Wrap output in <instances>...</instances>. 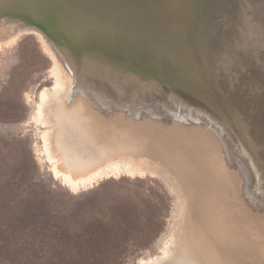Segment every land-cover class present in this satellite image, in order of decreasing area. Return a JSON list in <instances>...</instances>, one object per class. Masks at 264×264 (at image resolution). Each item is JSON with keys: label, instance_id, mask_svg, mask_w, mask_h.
<instances>
[{"label": "rangeland", "instance_id": "rangeland-1", "mask_svg": "<svg viewBox=\"0 0 264 264\" xmlns=\"http://www.w3.org/2000/svg\"><path fill=\"white\" fill-rule=\"evenodd\" d=\"M55 1L71 9L0 0V264H264V0ZM49 38L69 46L63 66ZM190 119L242 167L243 188L232 165L221 196L238 223L215 222L224 252L201 226L209 213L194 218L193 197L211 196L190 184L200 149L177 142L194 138ZM155 127L168 130L158 150Z\"/></svg>", "mask_w": 264, "mask_h": 264}, {"label": "bare ground", "instance_id": "bare-ground-1", "mask_svg": "<svg viewBox=\"0 0 264 264\" xmlns=\"http://www.w3.org/2000/svg\"><path fill=\"white\" fill-rule=\"evenodd\" d=\"M176 2V1H175ZM79 3V2H78ZM158 3V2H157ZM160 3V2H159ZM5 4V3H4ZM121 4V3H120ZM132 4V3H131ZM163 4V3H162ZM81 5H83V4H81ZM124 5V4H123ZM129 5V4H128ZM7 6V5H6ZM117 6V5H116ZM126 6V5H125ZM132 6V5H131ZM160 6H162V5H160ZM9 7V6H8ZM120 6H118V8H119ZM128 6H126L125 8H127ZM122 8V7H121ZM124 8V9H125ZM163 8V7H162ZM177 8H179V7H177ZM123 9V8H122ZM161 9V8H160ZM162 10V9H161ZM183 10V9H182ZM165 11H166V9H165ZM6 12V11H5ZM7 13V12H6ZM9 13V12H8ZM178 13H179V11H178ZM177 13V14H178ZM2 14V13H1ZM3 14H4V12H3ZM108 14V13H107ZM165 14V13H164ZM166 15V14H165ZM165 15H163V16H165ZM180 16V15H179ZM162 18V17H161ZM166 18H167V16H166ZM169 19V18H168ZM171 19V18H170ZM173 19V18H172ZM174 19H176V17L174 18ZM184 19V18H183ZM182 19V20H183ZM173 21V20H172ZM171 21V22H172ZM181 21V20H180ZM167 22V21H166ZM182 23V22H181ZM180 23V24H181ZM6 26V25H5ZM5 26H4V30H8V29H5ZM12 27V26H11ZM170 27V26H169ZM7 28H9V26L7 27ZM13 28H15L14 26H13ZM11 29V28H10ZM163 29V28H162ZM164 30H166V29H164ZM3 32V31H2ZM2 32H0V34L2 33ZM24 32H26V31H24ZM164 31L162 30V33H163ZM168 32V31H167ZM166 32V33H167ZM172 32V31H171ZM170 32V33H171ZM3 33H5V32H3ZM10 33H12V32H10ZM164 35H165V33H163ZM2 36H3V34H1ZM0 35V36H1ZM167 35H169V34H167ZM47 43V42H46ZM50 46V45H49ZM50 48V47H49ZM52 50V49H51ZM51 53H52V55H53V57L56 59V61L60 64V66H63L61 63H63L62 62V58H61V56H60V54H59V52L55 49V50H52V51H50ZM191 65H193V64H191ZM70 66V65H69ZM60 70V69H59ZM192 70V69H191ZM200 75V74H199ZM192 76V75H191ZM190 77V76H189ZM202 78V77H201ZM193 79V78H192ZM203 79V78H202ZM58 81H60V83H62V84H65L66 83V79H65V76H63L62 75V77L61 78H59L56 82H58ZM197 81V80H196ZM204 81V80H203ZM197 83H198V81H197ZM204 85V84H203ZM202 85V86H203ZM203 88V87H202ZM83 90H84V88H83ZM203 90H204V93H206V95L214 102V104H216L217 105V107H220L221 108V106H220V104H219V102H218V100L213 96V94L206 88V89H204L203 88ZM44 96V95H43ZM43 100H44V98H43ZM45 101V100H44ZM52 106V105H51ZM51 108V107H50ZM153 122H154V120H153ZM190 122H192L191 123V127H189L186 131H188V133L187 134H189V135H191V136H193L194 138L192 139L191 137H190V139L189 138H187V141L185 140V138L184 139H182V141H180L181 140V137H178V139H177V142H186V143H188V142H190L191 144H193V147H196V149L198 150V149H200V150H198V153L194 156V158L196 159V161H197V163L196 162H194L193 161V163L196 165V171H195V176L193 175V182H190V184H191V186H193V192H198V193H203V195L204 196H207V195H209V196H211V198L209 199V200H207L205 203H202V205H198V204H196L195 202H197L196 201V197H193V200H195L194 201V210H195V212H194V218L196 219V220H198L197 219V215H198V213L200 212V211H204V212H207V213H209V215H204L205 216V221H204V224H202L201 226H203V227H205L207 230H208V232L209 233H211V232H213V231H217L216 233L217 234H215L214 236H215V238H216V240H217V242H218V244H219V246H220V248H221V251H222V248L224 247V245L225 244H227V245H225L226 246V248H227V246H228V242L227 241H224L225 239H224V237H225V235H223V234H227L226 232L225 233H222L221 231H218L217 230V227L219 226H217L216 227V221L218 222V223H226V222H231V221H233L234 223H238V218L236 219V218H233L232 220H229V214H230V210H227L225 213L223 212V202H225V199L224 198H222L221 196H222V189H223V186H224V181L225 182H227V176H230V173H232V177H234V176H237V175H234V172H236V170L234 171V169H233V167H232V165L234 166V167H236L235 169H239L240 170V174H242V180L240 179V182L242 183V188H243V185H244V175H243V173H241L242 172V167L239 165V161L237 160V156L234 154V152H228L227 151V145L229 144H225L226 143V141H223V142H225L224 143V145L226 146V148L224 147V145H222L221 143H217L216 141H214L213 139H215V138H217L218 136H220L219 134H218V132L217 131H215L214 129H212V128H210V127H208L207 125H205V123L203 124V123H198L197 122V120H193V121H191V119H190ZM156 123V122H155ZM199 126V125H202V126H205L204 128H200V130H195V128L194 127H196V126ZM168 127H169V125H167ZM81 130L82 131H85L86 132V128L85 127H81ZM195 130V131H194ZM168 131V130H167ZM166 131V132H167ZM166 132H164V131H161V130H159V128L158 127H155V129H154V133L152 134V139H151V143H152V146L154 147V148H156L157 150H158V148H160V145L162 144V140H163V135H164V133H166ZM194 132V133H193ZM194 134V135H193ZM215 137V138H214ZM227 137H228V140L231 142V137L230 136H228L227 135ZM213 138V139H212ZM219 138V137H218ZM86 140H87V138H86ZM85 140V141H86ZM84 141V142H85ZM195 141V142H194ZM87 142V141H86ZM173 142H175L174 140L173 141H170V146H168V148H167V151L169 152V153H171V151H170V148L172 147V148H175V146H176V144L177 143H173ZM221 142H222V140H221ZM173 143V144H172ZM195 143V144H194ZM45 145V144H44ZM55 145V144H54ZM205 145L207 146V145H210L211 147H212V149H210V150H212L211 152H206V151H209V148H206L205 147ZM57 146V145H56ZM82 146V145H81ZM159 146V147H158ZM61 147V146H60ZM158 147V148H157ZM206 148L205 150L204 149H202V148ZM48 152H50L48 149H46ZM201 150H203V151H201ZM203 152H205L207 155H205ZM56 153V152H55ZM50 155V160H53V157L51 156V154H49ZM53 156H54V158H55V156L56 155H54L53 154ZM58 157V156H57ZM232 158L233 159V164L231 163L230 164V160H229V158ZM258 158V157H257ZM57 161H58V159L57 158H55ZM231 159V160H232ZM122 162V161H121ZM57 165V164H56ZM114 165V164H113ZM121 165H122V168H128V167H131V168H140L138 165H136V164H128L126 161L125 162H123V163H121ZM59 166V165H58ZM103 166V165H102ZM115 166H117V164L116 165H114V168H117V167H115ZM57 167V166H56ZM60 167H61V165H60ZM99 167H101V166H99ZM102 168V167H101ZM111 168H113V167H111ZM111 168H106V169H101L100 171H98L97 173H95V174H93V175H91V176H89L88 178H86V179H84V180H81V181H79L80 183H82V184H84L85 182L86 183H88V182H90V181H92V180H96L98 177H99V175L100 174H102V173H105L106 172V170L108 169V171L110 170L111 171ZM119 168V167H118ZM95 169V168H94ZM93 169V170H94ZM97 169V168H96ZM96 169H95V171H96ZM100 169V168H99ZM58 170V169H57ZM92 170V171H93ZM59 171V170H58ZM119 171V170H118ZM90 172H91V170H90ZM245 172V171H244ZM68 173V172H67ZM82 173H84V172H82ZM82 173H80L81 175L79 176V177H82ZM86 173V172H85ZM87 173H89V171H87ZM92 173V172H91ZM64 174H65V172H64ZM90 174V173H89ZM189 174V173H188ZM71 175V174H70ZM88 175V174H87ZM75 176H78V175H74L73 176V174H72V178L74 179V177ZM187 176H189V175H187ZM63 177L64 178H66V179H68L69 181H70V183H72V184H74V185H77L78 183L76 182V181H72L71 179H70V177L69 176H67V175H63ZM83 177H85V175L83 176ZM190 177H191V175H190ZM216 177V178H215ZM231 177V178H232ZM165 178V177H164ZM213 178L214 179H216V181H217V183L215 184L214 183V181H213ZM240 178V177H239ZM77 179V178H76ZM235 179V178H234ZM75 180V179H74ZM235 181H236V179H235ZM239 181V180H238ZM200 183V182H202V184L203 183H205V184H208V187H210V189L211 190H209L208 191V189H206V188H197V186H196V183ZM239 182V183H240ZM231 183H232V181H231ZM240 183V184H241ZM235 184V183H234ZM237 185H238V183H237ZM228 186V185H227ZM235 186L236 185H234V189H235ZM241 186V185H240ZM239 185L236 187V188H239L240 187ZM226 188H228V187H226ZM218 190V191H217ZM227 190H229V189H227ZM179 191H181V190H179ZM225 191V190H224ZM214 193V196H213V194L212 195H210L211 193ZM217 192V193H216ZM209 193V194H208ZM215 193H216V195H215ZM225 195H227V194H225ZM224 195V196H225ZM236 198V201H237V196L235 197ZM248 198V197H247ZM253 198V197H252ZM238 199H240L239 198V196H238ZM186 200V199H185ZM217 201H218V203H217ZM223 201V202H222ZM208 204H211L210 206H208ZM239 203H235V204H233L232 205V209H231V211L233 212V217H236V214L237 213H239V209H238V207H239V205H238ZM248 205V204H247ZM237 209H236V208ZM210 211V212H209ZM243 211V210H242ZM247 211H249V210H247ZM242 214V213H241ZM240 214V215H241ZM243 214H244V211H243ZM246 214V213H245ZM248 214H249V212H248ZM250 214H251V212H250ZM213 216V217H211V216ZM216 216V217H215ZM242 216V215H241ZM215 217V218H214ZM242 217H244L245 218V216L243 215ZM255 217V216H254ZM240 218V217H239ZM231 219V218H230ZM241 219V218H240ZM257 219V218H256ZM221 228V227H220ZM219 228V229H220ZM222 230V229H221ZM223 231V230H222ZM229 235V234H228ZM227 235V236H228ZM213 236V237H214ZM226 238V237H225ZM246 238V237H245ZM227 240V239H226ZM226 248H223V250H225ZM222 252H224V251H222ZM194 253H196V252H194ZM197 254V253H196ZM226 254V253H225ZM210 258H214V256L213 255H211L210 256ZM190 259V258H189ZM201 260H203V263H205V264H207L205 261H204V259H201ZM180 264H183V262H180ZM185 264H191V262L189 261V262H185ZM209 264H215V262L212 260V259H210V261H209Z\"/></svg>", "mask_w": 264, "mask_h": 264}, {"label": "water", "instance_id": "water-1", "mask_svg": "<svg viewBox=\"0 0 264 264\" xmlns=\"http://www.w3.org/2000/svg\"><path fill=\"white\" fill-rule=\"evenodd\" d=\"M225 1V0H224ZM224 1H222V3H224ZM49 2L52 4V3H56L57 5L56 6H58L57 7V14L58 13H63V10L65 9V10H70L71 9V7H69L68 6V4L66 3V2H64V4H63V2H60V1H55V0H49ZM160 3H163L164 1L163 0H160L159 1ZM215 7H217V8H219L220 6L219 5H217V6H215ZM12 8V9H11ZM9 10H14L15 11V14H16V16H19V17H21V18H26V19H28V20H31V19H29V17H26V12L24 11L25 9H20V7H17V8H15V7H10V9ZM47 11H49V10H47ZM212 14H217V13H215V11H214V13H212ZM214 15H212V16H214ZM214 20V21H213ZM216 18H214L213 19V17H212V22L213 23H215V25L216 26H218V24L216 23ZM195 25H196V22H195V24H194V28H195ZM197 25H196V32H194L193 33V37H195V43L197 42V41H201L202 39H203V37H204V29H201L200 31L199 30H197ZM181 35L182 34H180V36H179V42L177 41V43L180 45L181 43H183L184 41H188L189 40V36H188V34L186 35V37H184L183 38V40H182V38H181ZM152 36V35H151ZM182 37H183V35H182ZM149 38H151L150 36H149ZM51 38H49V42H51L53 45H54V47L59 51V53L61 54V55H63V56H65L64 54H68V50L65 48V47H67V48H69V46H65L64 45V42H62L61 41V39L60 38H57L59 41H57V42H54L52 39L50 40ZM196 45V44H195ZM64 47V50H65V52H63V50H61V48H63ZM188 47H186V49H187ZM195 48V47H194ZM208 48V47H207ZM196 49V48H195ZM194 53H196V54H198V51L196 50V51H194L193 50V54ZM199 54H201V53H199ZM199 54H198V56H199ZM69 56V55H68ZM66 59H71V57L69 56V57H65L64 58V60L66 61ZM72 60V59H71ZM79 78V77H78ZM74 81V80H73ZM77 82H80V80L79 81H77ZM77 82H75V83H77Z\"/></svg>", "mask_w": 264, "mask_h": 264}]
</instances>
